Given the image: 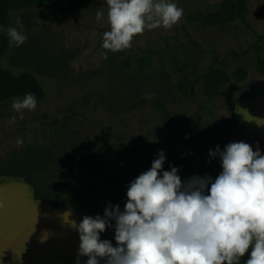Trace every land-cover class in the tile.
I'll list each match as a JSON object with an SVG mask.
<instances>
[{"label":"rangeland","instance_id":"obj_1","mask_svg":"<svg viewBox=\"0 0 264 264\" xmlns=\"http://www.w3.org/2000/svg\"><path fill=\"white\" fill-rule=\"evenodd\" d=\"M244 1L250 27L237 19L204 25L202 17L220 11L222 0H175L183 14L171 28H145L116 52L101 47L108 24L94 18L105 0H47L16 10L39 25L24 27L27 39L10 44L1 64L37 83V105L21 114L10 107L13 97L0 104V174L23 175L39 195L73 199L90 216H103L107 205L123 209L128 182L160 150L162 170L172 152L190 156L194 171L179 176L182 182L215 178L219 157L209 150L216 145L244 141L264 154L260 134L236 120L245 101L264 95V75L255 68L258 56L264 60V0ZM21 53L22 65L11 62ZM210 67L229 77L212 94L201 78ZM238 67L246 71L242 81L233 78ZM80 155L90 158L91 171L64 174ZM113 237V227L100 233L115 246Z\"/></svg>","mask_w":264,"mask_h":264},{"label":"clouds","instance_id":"obj_2","mask_svg":"<svg viewBox=\"0 0 264 264\" xmlns=\"http://www.w3.org/2000/svg\"><path fill=\"white\" fill-rule=\"evenodd\" d=\"M95 10L96 21H106L101 47L116 52L131 47L145 28H171L182 16L175 0H105ZM24 24L16 17L4 31L8 42L19 46L26 39ZM107 52L101 53L103 58ZM36 95L13 97L16 112L34 110ZM22 144L23 138L17 137ZM219 157L220 172L193 175L181 181L177 168L162 170L163 150L150 167L128 182L126 200L107 205L103 216L84 215L76 225L83 264H237L251 245L244 264H264V154L244 141L216 145L209 156ZM207 186V191H205ZM114 221V225L110 224ZM114 228L115 246L100 239Z\"/></svg>","mask_w":264,"mask_h":264},{"label":"crops","instance_id":"obj_3","mask_svg":"<svg viewBox=\"0 0 264 264\" xmlns=\"http://www.w3.org/2000/svg\"><path fill=\"white\" fill-rule=\"evenodd\" d=\"M47 0H0V104L25 92H35L37 83L27 73L17 75L4 68L1 59L10 46L4 29L9 13ZM264 95L244 102L236 120L264 139ZM89 215L86 206L67 203L57 207L37 200L33 188L20 174H0V264H76L79 238L76 225ZM249 249L237 264H244ZM87 256L80 255V264ZM98 264L104 260L98 258ZM223 264V262H222Z\"/></svg>","mask_w":264,"mask_h":264},{"label":"trees","instance_id":"obj_4","mask_svg":"<svg viewBox=\"0 0 264 264\" xmlns=\"http://www.w3.org/2000/svg\"><path fill=\"white\" fill-rule=\"evenodd\" d=\"M246 3L244 0H222L221 9L218 12H210L205 14L202 17V23L206 26H223L224 24L230 23L233 20L237 19L242 24L247 27H250L247 19H246ZM15 11L9 13V24L15 21L16 15ZM24 27L33 28L39 25L36 20L24 18L21 19ZM22 53L19 55V59L11 58V62L17 63L18 65H22L21 58ZM256 70L264 75V60L261 56L257 57V62L255 65ZM246 77V71L242 67H238L233 74V78L242 81ZM202 78V88L205 93L212 94L216 93L221 86H223L229 79V77L224 74L219 69L210 67L208 70L201 75ZM170 166H175L178 171V175L182 176L184 174L190 173L194 171V166L192 164L191 158L189 155L185 153L177 154L172 152L169 159L166 170L170 168ZM92 169V163L90 158L87 155H80L69 160L63 166V172L66 175H78V174H86L90 172ZM8 175V174H3ZM25 181L31 185L33 188L34 198L40 200L49 206L57 207L60 205H64L67 203H77L82 206H86L84 203L75 201L73 199H68L64 201L54 202L52 198H46L39 195L38 190L35 188L33 184L26 178ZM89 210V208L86 206Z\"/></svg>","mask_w":264,"mask_h":264}]
</instances>
